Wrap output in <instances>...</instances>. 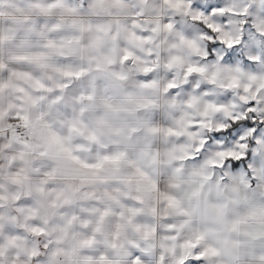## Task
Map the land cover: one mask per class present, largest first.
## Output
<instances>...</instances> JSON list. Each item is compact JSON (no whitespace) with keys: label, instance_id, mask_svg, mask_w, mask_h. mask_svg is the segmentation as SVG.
Listing matches in <instances>:
<instances>
[{"label":"clouds","instance_id":"1","mask_svg":"<svg viewBox=\"0 0 264 264\" xmlns=\"http://www.w3.org/2000/svg\"><path fill=\"white\" fill-rule=\"evenodd\" d=\"M0 264H264V0H0Z\"/></svg>","mask_w":264,"mask_h":264}]
</instances>
